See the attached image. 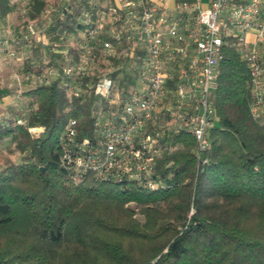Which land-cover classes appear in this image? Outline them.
Returning <instances> with one entry per match:
<instances>
[{
    "label": "trees",
    "instance_id": "1",
    "mask_svg": "<svg viewBox=\"0 0 264 264\" xmlns=\"http://www.w3.org/2000/svg\"><path fill=\"white\" fill-rule=\"evenodd\" d=\"M47 4L36 0L30 16ZM18 8L0 0V19L19 20ZM44 48L25 54L22 76L59 65L60 56H44ZM98 75H85L77 96L61 73L36 81L22 93L24 123L16 125L12 113L0 120V138L10 136L21 154L19 162L0 156V264H264V125L251 114L248 67L234 47L223 50L210 96L217 119L209 162H197L192 137L175 135V149L156 160L166 186L153 191L90 176L73 182L61 163L59 136L69 118L79 137L96 135L100 103L89 84ZM8 92L0 88V98ZM30 126L43 130L32 136Z\"/></svg>",
    "mask_w": 264,
    "mask_h": 264
},
{
    "label": "built area",
    "instance_id": "2",
    "mask_svg": "<svg viewBox=\"0 0 264 264\" xmlns=\"http://www.w3.org/2000/svg\"><path fill=\"white\" fill-rule=\"evenodd\" d=\"M11 1L21 20L13 27L6 18L0 50L13 58L12 44L21 43V61L38 47H46L44 56L46 50L60 56L59 65L22 77L31 87L61 73L77 96L81 79L99 72L89 84L100 103L96 135L79 137L71 117L59 136L61 163L73 182L90 176L164 188L156 160L175 149L179 133L193 138L195 159L207 164L208 132L217 119L210 96L227 45L246 61L250 111L264 125V0H45L34 17L36 0ZM37 130L43 128H29Z\"/></svg>",
    "mask_w": 264,
    "mask_h": 264
},
{
    "label": "rangeland",
    "instance_id": "3",
    "mask_svg": "<svg viewBox=\"0 0 264 264\" xmlns=\"http://www.w3.org/2000/svg\"><path fill=\"white\" fill-rule=\"evenodd\" d=\"M12 17H10V21L12 22L13 27H16L18 24V19L15 17V15H11ZM18 54L16 57H7L1 50H0V66H7L8 69L10 70L9 73L7 74V78L5 80V83L7 82V84L10 86L9 89L12 92V95H10V97L8 99H10V102L12 104V106L14 108H20L18 111H13L11 109V112L13 115L16 114V120H15V124L16 125H21L24 123L25 121V117L27 115L28 112H26L25 115L22 114L23 110L27 109L24 108L26 105V98L23 96V92L29 88H31V82L24 80V78H22L23 76L21 75V43L18 44ZM27 54H30V52H27ZM14 94V97H13ZM21 94V95H20ZM13 97V98H12ZM21 99H20V98ZM21 103V105H20ZM28 111V109H27ZM18 120H20V122H18ZM22 120V122H21ZM30 127H34V126H30ZM28 127V132L32 135V136H37L39 135V133L42 131H36V132H30ZM5 155L7 156L10 160H12L13 162H19L21 160V154L15 149V147L13 146V143L11 141V137L10 136H4L2 138H0V156L1 155ZM2 159L0 157V166H3L2 163ZM129 205L136 210V212L138 211V208L136 207V204L134 202L129 203ZM193 209L191 207L190 212H192ZM134 216H137V213H135Z\"/></svg>",
    "mask_w": 264,
    "mask_h": 264
},
{
    "label": "crops",
    "instance_id": "4",
    "mask_svg": "<svg viewBox=\"0 0 264 264\" xmlns=\"http://www.w3.org/2000/svg\"><path fill=\"white\" fill-rule=\"evenodd\" d=\"M10 17L12 16H8V19H10ZM7 19L5 21H3L2 19H0V27L4 24H6ZM9 69L7 66H0V88L1 89H6L7 91H9L6 95H3L0 98V120L4 119L5 117L9 116L12 112L11 109L14 111H18L20 108H14L10 102V99H8L10 97V95H12L11 90L9 89V85L7 84V82L5 83V80L7 78V74L9 73ZM21 95V94H20ZM14 97V94H13ZM12 97V98H13ZM20 98V97H19ZM21 99V98H20ZM21 105V103H20ZM16 116V114H15Z\"/></svg>",
    "mask_w": 264,
    "mask_h": 264
}]
</instances>
